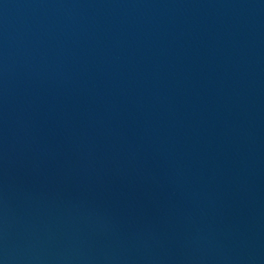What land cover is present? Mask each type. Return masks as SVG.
<instances>
[{
  "label": "water",
  "instance_id": "obj_1",
  "mask_svg": "<svg viewBox=\"0 0 264 264\" xmlns=\"http://www.w3.org/2000/svg\"><path fill=\"white\" fill-rule=\"evenodd\" d=\"M0 264H264V0H0Z\"/></svg>",
  "mask_w": 264,
  "mask_h": 264
}]
</instances>
